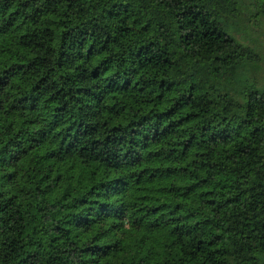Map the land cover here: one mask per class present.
Here are the masks:
<instances>
[{"label":"trees","instance_id":"obj_1","mask_svg":"<svg viewBox=\"0 0 264 264\" xmlns=\"http://www.w3.org/2000/svg\"><path fill=\"white\" fill-rule=\"evenodd\" d=\"M240 3L0 0V264H264Z\"/></svg>","mask_w":264,"mask_h":264},{"label":"rangeland","instance_id":"obj_2","mask_svg":"<svg viewBox=\"0 0 264 264\" xmlns=\"http://www.w3.org/2000/svg\"><path fill=\"white\" fill-rule=\"evenodd\" d=\"M256 1L257 0H240L242 8L239 11V17L241 19L239 25L244 29V31H242L244 37L254 40L255 42L257 41L264 52V15L258 12ZM261 75L264 76V69Z\"/></svg>","mask_w":264,"mask_h":264}]
</instances>
